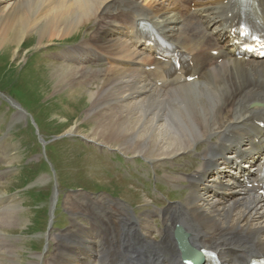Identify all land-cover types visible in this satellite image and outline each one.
Returning a JSON list of instances; mask_svg holds the SVG:
<instances>
[{
    "label": "bare ground",
    "instance_id": "bare-ground-1",
    "mask_svg": "<svg viewBox=\"0 0 264 264\" xmlns=\"http://www.w3.org/2000/svg\"><path fill=\"white\" fill-rule=\"evenodd\" d=\"M185 1L0 0L4 54L14 47L19 54L32 37L43 47L90 26V36L61 49V63H54L57 85L72 88L98 81L97 92H90L86 114L94 125L87 138L153 164L175 163L181 154L199 153L203 146L201 159L195 160L201 164L190 176L176 169L165 174L169 184L187 188L182 201L136 218L118 204L91 209L92 227L79 226L78 234L69 230L67 241L60 239L63 234L49 233L61 242L53 259H43L46 264H185L174 237L177 224L193 246L213 251L222 264L264 256V201L236 180L239 167L256 156L254 140L264 132L255 122H264V59H238L226 48L222 29L232 0H197L194 8ZM255 1L264 18V0ZM140 20L194 55L197 79L166 88L150 81L139 64L157 61L137 50L135 41L145 38L134 34ZM125 29H132L130 39L124 37ZM214 49L221 50V62L210 54ZM71 128L69 133L78 131ZM3 144L0 161L8 157ZM1 202L8 205L0 210V230L11 231L21 221V210L6 196H0ZM85 206L76 203L75 213L85 215ZM18 241L0 234V251L8 258L0 264H22Z\"/></svg>",
    "mask_w": 264,
    "mask_h": 264
},
{
    "label": "rangeland",
    "instance_id": "rangeland-1",
    "mask_svg": "<svg viewBox=\"0 0 264 264\" xmlns=\"http://www.w3.org/2000/svg\"><path fill=\"white\" fill-rule=\"evenodd\" d=\"M89 30L43 47L35 45L32 37L19 54H14L15 47L5 54L0 52V144L4 143L8 156L0 161V196L8 197L9 204L17 203L21 210L19 225L11 231L0 230V234L19 238L17 259L22 264H46L43 259H53L61 240L51 239L49 233L63 234L60 239L67 241L69 230L78 234L79 226L92 227L94 220L87 214L92 210L118 204L136 218L155 205L177 203L187 195V188L173 189L165 179L173 168L179 171L184 165L182 169L190 170L186 153L177 164H153L144 156L125 154L87 138L94 125L86 114L90 92H97L98 81L90 79L72 88L57 85L54 63H61V49L89 37L90 26ZM140 58L143 62L144 56ZM71 127L78 131L69 133ZM198 149L202 151L203 146ZM200 164L194 160L191 170ZM76 203L86 205L88 212L76 214ZM5 205L8 203L1 202L0 210ZM54 207L58 211L55 218L51 216ZM53 219L55 225L50 230ZM0 259L7 261V254L0 251Z\"/></svg>",
    "mask_w": 264,
    "mask_h": 264
},
{
    "label": "water",
    "instance_id": "water-1",
    "mask_svg": "<svg viewBox=\"0 0 264 264\" xmlns=\"http://www.w3.org/2000/svg\"><path fill=\"white\" fill-rule=\"evenodd\" d=\"M175 236L179 241V245L182 248L183 252H185L186 247L190 248V244L188 242L187 234L184 233V230L179 225L176 228ZM192 249V248H191ZM189 250V249H187Z\"/></svg>",
    "mask_w": 264,
    "mask_h": 264
}]
</instances>
